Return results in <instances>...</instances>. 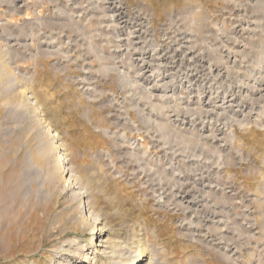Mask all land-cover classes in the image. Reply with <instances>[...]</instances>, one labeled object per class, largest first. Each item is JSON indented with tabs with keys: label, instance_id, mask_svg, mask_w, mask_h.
Returning <instances> with one entry per match:
<instances>
[{
	"label": "rangeland",
	"instance_id": "374dc122",
	"mask_svg": "<svg viewBox=\"0 0 264 264\" xmlns=\"http://www.w3.org/2000/svg\"><path fill=\"white\" fill-rule=\"evenodd\" d=\"M138 249L264 264V0H0V264Z\"/></svg>",
	"mask_w": 264,
	"mask_h": 264
},
{
	"label": "bare ground",
	"instance_id": "6f19581e",
	"mask_svg": "<svg viewBox=\"0 0 264 264\" xmlns=\"http://www.w3.org/2000/svg\"><path fill=\"white\" fill-rule=\"evenodd\" d=\"M4 66V65H3ZM6 66V65H5ZM10 101V100H9ZM9 101H6L7 102V104H8V102ZM21 101V100H20ZM5 102V103H6ZM11 103V102H10ZM24 104V103H23ZM14 105V104H13ZM16 105V104H15ZM21 106L20 104H17L16 106ZM10 106H12V105H9V108H10ZM94 252H96V251H94ZM142 252H143V250H141V249H138V251H137V253H136V256H134V258H132V257H130L131 259H129V260H127L125 263H123V264H134V262L133 261H139L140 259L139 258H141V256H142ZM86 255V254H85ZM85 255H84V257H85ZM89 260H91L90 259V257L89 256H87L86 257V259H80V261H89ZM132 262V263H131Z\"/></svg>",
	"mask_w": 264,
	"mask_h": 264
}]
</instances>
